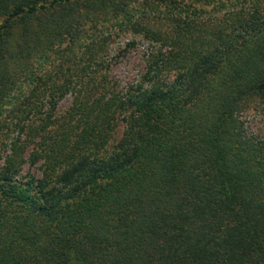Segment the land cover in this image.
<instances>
[{
  "label": "trees",
  "instance_id": "trees-1",
  "mask_svg": "<svg viewBox=\"0 0 264 264\" xmlns=\"http://www.w3.org/2000/svg\"><path fill=\"white\" fill-rule=\"evenodd\" d=\"M244 1L199 28L224 0H0V264H264V140L237 119L264 109V0ZM128 33L147 55L120 87Z\"/></svg>",
  "mask_w": 264,
  "mask_h": 264
},
{
  "label": "rangeland",
  "instance_id": "rangeland-1",
  "mask_svg": "<svg viewBox=\"0 0 264 264\" xmlns=\"http://www.w3.org/2000/svg\"><path fill=\"white\" fill-rule=\"evenodd\" d=\"M226 2L225 7L221 8V5H218L216 8L213 6H205L203 11L204 13L201 16L197 17V24L199 28H208L212 25H215L216 22L221 20L226 21L228 18L236 12H249L252 10L251 5L244 0H239L236 2H230L229 0H224ZM138 6V5H136ZM221 9V10H220ZM141 11H143L141 9ZM150 10L143 11L145 15L143 18L149 26H152V29H165L166 26L160 27L162 23H158L154 19L158 17H148L146 13ZM246 11V12H245ZM145 17L150 18L147 20ZM195 16L189 17V19H194ZM111 27H107L110 29ZM101 29H103L101 27ZM117 28H113L109 31H114ZM106 30V29H104ZM106 33V32H105ZM140 36H137V39ZM131 40V33L128 34H113L110 42V53L107 64L109 66V74L112 82H117L120 87H125L132 84L136 81L144 71V59L147 55L146 44L141 42L136 48L131 49L126 54H121V51L125 49V44ZM72 102L70 95L63 99L58 107V112L62 113L68 109ZM237 119L239 120L242 130L247 135V137H256L264 140V109L259 106L258 103L250 102L246 110L240 111L237 114ZM118 133V131H117ZM118 136V135H117ZM36 167H30L29 163H26L23 168L25 173H37Z\"/></svg>",
  "mask_w": 264,
  "mask_h": 264
}]
</instances>
